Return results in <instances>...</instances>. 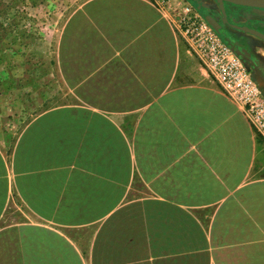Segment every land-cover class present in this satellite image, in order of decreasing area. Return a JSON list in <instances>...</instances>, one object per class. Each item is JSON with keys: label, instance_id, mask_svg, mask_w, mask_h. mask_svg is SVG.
<instances>
[{"label": "crops", "instance_id": "crops-1", "mask_svg": "<svg viewBox=\"0 0 264 264\" xmlns=\"http://www.w3.org/2000/svg\"><path fill=\"white\" fill-rule=\"evenodd\" d=\"M192 2L264 92V41L213 0L169 6ZM55 55L63 103L16 108L0 135V264H264V141L165 14L73 0Z\"/></svg>", "mask_w": 264, "mask_h": 264}, {"label": "rangeland", "instance_id": "rangeland-1", "mask_svg": "<svg viewBox=\"0 0 264 264\" xmlns=\"http://www.w3.org/2000/svg\"><path fill=\"white\" fill-rule=\"evenodd\" d=\"M72 4L73 0H0V135H9L8 123L16 108L63 103L55 51L61 23ZM247 11L250 23H261L264 29V11ZM254 60L264 86V54H256Z\"/></svg>", "mask_w": 264, "mask_h": 264}, {"label": "built area", "instance_id": "built-area-1", "mask_svg": "<svg viewBox=\"0 0 264 264\" xmlns=\"http://www.w3.org/2000/svg\"><path fill=\"white\" fill-rule=\"evenodd\" d=\"M151 2L165 14L189 51L264 141V92L252 68L236 54L227 38L215 32L198 15L194 5L183 3L179 5V11L173 5L169 6L171 2L179 3V0Z\"/></svg>", "mask_w": 264, "mask_h": 264}, {"label": "water", "instance_id": "water-1", "mask_svg": "<svg viewBox=\"0 0 264 264\" xmlns=\"http://www.w3.org/2000/svg\"><path fill=\"white\" fill-rule=\"evenodd\" d=\"M218 8V12L221 15L224 24L231 29L241 31L252 35L254 37L259 38L260 40L264 41V33L258 31L254 28H250L246 25H236L228 21V14L226 12V5L231 4L238 7L253 9V10H262L264 11V0H213ZM205 21L214 29L215 32L218 34L223 33L222 25L218 23V21L212 17L211 15H206L204 17Z\"/></svg>", "mask_w": 264, "mask_h": 264}, {"label": "flooded vegetation", "instance_id": "flooded-vegetation-1", "mask_svg": "<svg viewBox=\"0 0 264 264\" xmlns=\"http://www.w3.org/2000/svg\"><path fill=\"white\" fill-rule=\"evenodd\" d=\"M227 5H228V4H227ZM227 5H226V6H227ZM219 22H220V21H219Z\"/></svg>", "mask_w": 264, "mask_h": 264}]
</instances>
